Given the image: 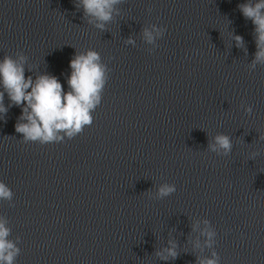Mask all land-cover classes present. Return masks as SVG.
I'll return each instance as SVG.
<instances>
[{"label":"clouds","instance_id":"obj_1","mask_svg":"<svg viewBox=\"0 0 264 264\" xmlns=\"http://www.w3.org/2000/svg\"><path fill=\"white\" fill-rule=\"evenodd\" d=\"M122 0H77L76 7L82 8L84 16L90 18L89 23L101 30H105L107 23L112 21L113 13L118 12L116 5ZM243 17L251 20L254 25L256 53L249 70H254L258 64L264 65V0H249L238 5ZM165 29L153 24L151 29H143L146 43L154 44L161 38ZM237 47L244 46L242 36L234 35ZM129 44L135 41L129 38ZM28 57L18 52L16 57L5 55L0 60V114L3 117L12 106L21 108V115L15 124V131L22 134L24 142H39L47 144L61 142L80 134L85 126L93 122L92 112L100 105L106 82L107 66L102 63L99 52L89 49L84 53H77L70 61L72 69L68 77V91H65L56 76L41 74L33 79L25 76V65ZM5 94L9 104L5 106ZM251 106L245 107V112L251 114ZM233 143L229 135L217 134L209 142L211 152L229 155ZM255 155V154H254ZM176 187L173 184L159 185L156 196L163 199L173 194ZM13 192L0 181V200L11 201ZM7 221L0 219V264H15L20 248L17 246L19 237L15 241L9 239L11 229L6 226ZM205 228L201 235L205 237L204 244L212 248L215 244L216 232L208 220L204 221ZM199 247V242L195 245ZM162 260H175L178 256L177 245L169 241V246L156 252ZM220 258L213 251L209 257L198 258V264H219Z\"/></svg>","mask_w":264,"mask_h":264}]
</instances>
